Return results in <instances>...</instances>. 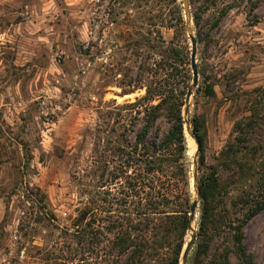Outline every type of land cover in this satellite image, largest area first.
Wrapping results in <instances>:
<instances>
[{
    "label": "rangeland",
    "instance_id": "rangeland-1",
    "mask_svg": "<svg viewBox=\"0 0 264 264\" xmlns=\"http://www.w3.org/2000/svg\"><path fill=\"white\" fill-rule=\"evenodd\" d=\"M173 7L172 0H0V264H95L71 235L73 219L99 184V137L128 131L130 116L117 106L144 94L137 42L150 24L164 45L176 43ZM194 9L189 2L196 40L199 28L208 32L197 40L198 84H211L214 95L196 87L188 118L203 115L206 161L215 165L253 102L264 116V0H210L198 26ZM124 88L134 91L119 95ZM184 134L191 181L196 142L185 126ZM249 139L263 144L264 125ZM219 172L226 180L231 170ZM243 234L251 264H264V209Z\"/></svg>",
    "mask_w": 264,
    "mask_h": 264
},
{
    "label": "trees",
    "instance_id": "trees-1",
    "mask_svg": "<svg viewBox=\"0 0 264 264\" xmlns=\"http://www.w3.org/2000/svg\"><path fill=\"white\" fill-rule=\"evenodd\" d=\"M172 2L176 43L171 40L164 45L163 37L150 24L141 44L137 42L142 45L135 49L141 57L137 80H144V94L117 106L130 116L128 131L124 129L114 138L99 137L101 142L95 147L98 160H102L99 184L73 219L71 235L77 244L88 248L85 251L94 254L95 264H179L192 202L182 116L191 69L182 8L177 0ZM189 2L195 7L192 17L198 26L210 0ZM218 21L216 18L212 26ZM204 35L208 32L196 31L198 41H204ZM140 48H144L142 53ZM200 90L206 96L214 95L209 83L203 89L198 84L196 94ZM133 91L124 88L119 95ZM258 103L253 102L249 115L235 120V135L219 152L215 165L206 161L203 115L194 113L190 118L199 149V212L186 264H232L231 255L236 264H251L243 227L264 209V143L249 142L251 129L264 125ZM136 120H140L139 128L134 127ZM110 130L116 133L115 128ZM107 151L113 162L110 169ZM220 168L231 170L226 180ZM228 186L236 189L234 196H228Z\"/></svg>",
    "mask_w": 264,
    "mask_h": 264
},
{
    "label": "water",
    "instance_id": "water-1",
    "mask_svg": "<svg viewBox=\"0 0 264 264\" xmlns=\"http://www.w3.org/2000/svg\"><path fill=\"white\" fill-rule=\"evenodd\" d=\"M183 4L185 7L186 32L190 41L191 81L185 94L184 105L182 107V116H183L185 131L196 142L194 136L192 135L191 122L190 119L188 118V113H189L190 99L194 93L195 88L198 85V79H199V73H198V67L196 61L197 40L190 27V17L188 11L189 1L183 0ZM198 150H199L198 143L196 142V151L194 153V159L192 162L193 167H192V175H191L192 202L188 213L189 223L186 234V240L180 254L179 264H186L187 257L189 256L193 246L195 232H196L194 223H196L195 218H197L199 212V193H198V185H197V158L199 152Z\"/></svg>",
    "mask_w": 264,
    "mask_h": 264
}]
</instances>
